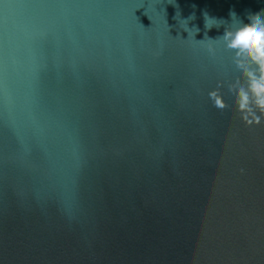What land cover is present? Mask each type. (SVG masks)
<instances>
[{"label":"water","instance_id":"obj_1","mask_svg":"<svg viewBox=\"0 0 264 264\" xmlns=\"http://www.w3.org/2000/svg\"><path fill=\"white\" fill-rule=\"evenodd\" d=\"M261 10L0 0V264H264V114L212 40Z\"/></svg>","mask_w":264,"mask_h":264},{"label":"clouds","instance_id":"obj_2","mask_svg":"<svg viewBox=\"0 0 264 264\" xmlns=\"http://www.w3.org/2000/svg\"><path fill=\"white\" fill-rule=\"evenodd\" d=\"M262 11L264 10L248 16L246 24L239 20V26L225 27L221 35L212 39L230 58L233 72L243 79V83L240 80L233 81L228 87V92L232 96L237 110L249 124L253 122L248 120V115H252L253 108L264 114V16L258 15ZM202 15L205 29H210L213 26L219 28L222 24L215 22L224 21L209 17L206 12ZM228 16L230 21L237 18L233 10H229ZM187 19H194V14ZM209 21L213 23H209ZM193 28L196 29V32L199 30L195 26ZM184 30L188 33L187 21H185ZM209 52L215 55L216 49L210 47ZM208 97L215 111L223 110L225 105L216 90L210 91ZM254 120L259 123V117H254Z\"/></svg>","mask_w":264,"mask_h":264}]
</instances>
